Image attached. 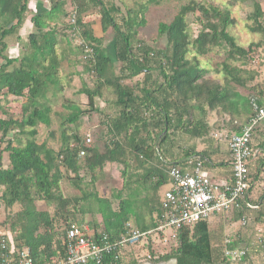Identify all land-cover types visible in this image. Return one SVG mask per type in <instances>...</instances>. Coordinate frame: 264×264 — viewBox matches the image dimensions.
<instances>
[{"label":"trees","instance_id":"16d2710c","mask_svg":"<svg viewBox=\"0 0 264 264\" xmlns=\"http://www.w3.org/2000/svg\"><path fill=\"white\" fill-rule=\"evenodd\" d=\"M28 1L0 0V87L5 88L6 93L15 97L23 95L26 97V103L22 108L23 115L20 119L0 118V141L9 134H20L25 138L24 143H20L18 140L19 143L16 145H13L8 139L4 146L9 164L7 167L0 165V188H2L0 205L4 204L7 212L14 204L20 205V209L14 215L11 213L10 222L7 224L9 229L18 230L14 238L15 248H28L36 264H45L64 256L65 250L61 238L67 228L76 225L71 220L68 221L69 223L63 229V235L56 239L57 232L54 222L58 213L57 208L66 209L69 205L74 207L72 201L78 202L82 199V197H75L71 200L64 197L60 191L61 179L70 173L77 177L83 170L93 173L91 179H94L92 177L95 169H101L105 162L115 161L127 165L129 157H134L140 166L150 161L153 156L157 157L161 166H154L148 171L153 170L160 177L164 174L162 168H168L171 164H185L189 157L198 156L205 165L208 157L204 154V150L200 152L184 151L186 156L176 157L169 152L170 150H165L160 145V142L162 143L167 139L168 129L174 120L173 116H175L173 112L180 115L178 111L179 98L184 102L181 104L183 112H188L187 103L191 99L198 100L201 109L203 108L201 105L204 103L210 109H214L219 106L215 101H222L227 98L226 89L220 88L218 84H211L202 80L205 69L199 66L196 55H204L214 46H226L228 57L235 55L244 57L248 56L250 51L251 54L256 51L250 48L245 49L236 44L234 36L227 30L228 26L233 23L228 8L221 9L216 5L204 4L194 0L181 4L169 22L158 23L157 32L165 35L167 47L165 51L155 53L154 50L144 44L133 45L132 38L136 35V27L143 23V20L136 21L128 14L122 18V24H120L116 22L114 17L115 13H119L117 5L112 3L106 5L102 0H89L94 6L99 7L101 30L106 31L108 27H112L114 31L112 50L110 48V51L113 52H108L105 46L100 45L101 38L94 36L88 24L82 19L81 14L86 9V1L71 0L75 4V12L78 15L75 18L76 26L79 28L78 32H81L84 40L88 41L86 42L88 45L91 46L92 42L95 43L94 46H91L93 48V60L86 58L87 61L91 62V67L86 68L85 71H93L98 82L94 89L85 87L81 89V92L87 96L91 109L98 111L99 108L94 106V98L102 96L103 88L113 86L116 97L109 101L106 99L105 102L110 108L109 112L117 113H113L111 119L108 120L107 131L111 142L110 145H105L103 150L100 151L93 144L85 146L83 138L80 146L62 141L58 148L54 149L46 141L40 143L36 141L38 133L36 125L38 123L50 124L49 113L51 108L46 101V92L51 86L56 87L59 84L58 69L61 60H64L63 52H59L58 55L56 51L57 36L55 29L48 28L46 31L43 29L47 26L46 20L51 19L52 15L59 11L63 4L60 0H51L53 3L48 10L37 11L32 15L31 21L35 32L29 34L28 44H23L22 54L12 58L5 54L8 45L4 39L12 34L17 35L18 29L26 17ZM253 5L254 10L250 18L255 21L258 17L264 16V11L258 1H253ZM195 11L199 12L198 20L201 28L194 38H190L186 16ZM72 31L75 32L73 26ZM79 45L84 55L83 45ZM191 52H194L192 56H190ZM158 53L161 54L159 67L163 81L156 88L151 89L145 86L141 89L143 95H138L135 94L133 86L129 87L120 83L123 79H132L141 73L144 74L142 83L150 80L153 59ZM251 54L249 55L250 58H252ZM258 54L260 53L258 52ZM114 60L122 64L120 68L121 77L113 78L107 75ZM225 70L232 75L233 81L243 84V81L236 76V72L234 74L231 72L234 69L225 66ZM138 82L137 80L136 84ZM234 95L239 100H229V104L233 106L231 112H237V105L240 104L243 110L251 109V113L250 99L257 95L262 96L259 93L250 97H243L237 93ZM143 112L158 115L159 118L156 120L155 126H161L159 134L156 136L160 140L155 141L152 137L149 138L150 131L146 132L144 136H139L140 127L137 123L142 119ZM76 118L77 115L74 114L68 121H76ZM145 124L146 122L143 121V125ZM198 126L195 125L193 130L189 128L186 130L194 136H203L206 132L205 126ZM259 126L260 124L257 127L259 128ZM237 129L239 131L238 124L234 131ZM74 137L79 141V138ZM91 146L92 148H90ZM80 149L90 151L83 160L78 157ZM156 151H158V155ZM255 161L249 164V188L246 192V199L253 204H257L259 201V198L251 199L249 196L254 179L260 177L259 167L257 164L255 165ZM252 166L253 168H251ZM251 169L253 173L250 172ZM122 173H125V170ZM147 174L148 176L151 175V173L146 172ZM164 181L162 179L157 184H163ZM87 196L97 203V211L100 213L103 222L101 230L106 232L112 240L117 239L131 217L129 201L121 200L118 210L113 211L110 208L109 199L99 197L96 192L85 193L84 197ZM39 201H44L47 204L56 203L58 207L51 215L47 208L39 209L37 206ZM261 210L260 206L254 209L233 210L237 211L235 212L236 217L228 214L224 217L231 219L233 217L236 221L245 213L248 220L247 224L242 225V227H253L252 243L260 252H264V244L256 240L254 229L255 222L261 221L264 217V212ZM66 212L68 213L67 209ZM252 218L254 219L252 220ZM154 226L155 223L151 225V227ZM148 228L150 227H141V229ZM210 231L208 220H201L191 228H183L179 234L177 249L159 256L155 261L161 262L175 258L176 264H224L223 262H241L250 259L248 247L239 245L243 241V237L238 236L237 241L230 239L226 244L223 242V248L220 252L222 262L217 263L213 255ZM237 247L245 249V254L239 260L233 261L225 256L224 250L226 248ZM116 264L137 263L135 260L126 262L123 258Z\"/></svg>","mask_w":264,"mask_h":264},{"label":"rangeland","instance_id":"374dc122","mask_svg":"<svg viewBox=\"0 0 264 264\" xmlns=\"http://www.w3.org/2000/svg\"><path fill=\"white\" fill-rule=\"evenodd\" d=\"M86 9L85 11L90 13L86 18L82 19L88 24L89 28L92 31V34L96 36L97 33L99 38H101V46H105L108 52L110 48L112 50V40L114 36V31L112 27H108L106 31L101 30L100 25V13L99 7L94 6L89 0H85ZM106 5L116 4L119 8V13H115L116 22L122 24V18L127 16L135 18L136 21L143 20L139 26L136 27V35L132 38L133 45L144 44L145 46L150 47L154 52L165 51L167 47L165 35L158 34L157 27L159 22H169L176 11L178 10L181 4L187 3L191 0H102ZM196 2L204 4H213L221 9L228 8L230 10V16L233 18V23L228 26V31L235 38L236 44L245 49H251L259 52L258 60L254 61L248 56H238L228 57L226 46H214L204 55H196L199 66L205 69V74L202 80H206L211 84H218L220 88L226 89L227 98L222 101H215L219 106L214 109H210L206 103L202 104V109L199 107V101L191 99L188 101V112H183L182 105L184 102L181 98L179 101V112L180 115L173 112V122L170 125L167 132V139L164 142H160V145L163 149L170 150L173 155L176 157H184V151L195 150L196 146L199 145V148H206L211 141H217L214 139L213 134L216 130L220 131L223 129V136L229 137L230 133L233 132L236 128L237 121L238 123L245 121L247 115L245 112L251 113V109L243 110L241 105H237V112L240 115H232L231 110L233 106L229 104V100H239L238 97H235L234 94H240L243 97H250L252 95H257L258 93L264 94V16L258 17L257 20L250 18L254 5L253 1H258L264 11V0H194ZM52 3V2H51ZM62 9L65 11L64 17H59L58 19H47V26L43 31L48 30V28H55V32H58L57 36V45L56 51H62L61 48L65 47L70 50L73 62L71 65H68L65 60H61L60 66L58 69V78L59 84L54 87L51 86L46 92L47 95V104L50 106L51 111L50 124L44 125L38 123L36 125L38 134L36 135L37 141H46L52 144V146L57 149L59 144L62 141H68L73 144L81 145L82 138L86 132H90L93 145L98 143V136L101 138L99 144L107 145V134L104 133V130H107L108 120L111 119L113 113L109 112L108 105L105 100L108 101L111 98H115V90L113 86L102 89V96L94 98V106L98 107V111L91 109V106L88 104L87 96L81 92V89L88 88L94 89L97 85V78L93 71H85L86 68L91 67V62L87 61L82 57L83 51L80 48L79 42H88L84 40L81 35V32H71L72 26L70 24L71 15L74 13L75 18L78 17L75 12V4L68 1H63ZM239 6V11L234 13V9ZM80 15V16H81ZM199 12H191L186 16L187 29L190 35V38H194L198 31L201 28V24L198 20ZM88 18V19H87ZM49 21V22H47ZM259 23V24H258ZM35 32V31H34ZM96 32V33H95ZM62 34V35H61ZM64 34V35H63ZM62 36V37H61ZM29 34L25 38H18L17 35L12 34L7 36L4 40L7 42V49L5 54L9 57H14L13 54L9 53V47L12 45L19 47V57L22 54L23 44H28ZM66 41V43H65ZM94 46L95 43L92 42ZM91 45V46H92ZM67 46V47H66ZM66 50V49H65ZM114 54V53H113ZM112 54V55H113ZM194 52H191L192 56ZM161 59V54L158 53L153 59V68L150 72V80L143 82L144 74L132 78V79H123L120 81L121 84L127 86H133L135 94L143 95L141 89L145 86H148L151 89L156 88L162 81V75L160 73L159 60ZM121 63L114 60L111 67L108 69V76L110 77H121ZM77 66H80L79 69H76ZM225 66H228L229 69H234L231 71L233 74L236 72L238 79L243 81V84L238 83L237 81L232 80V75L225 70ZM235 68L237 69L235 71ZM83 70V74L79 78L77 76L78 71ZM75 76L73 77V75ZM75 78V80H74ZM137 80L140 82H137ZM205 96V94H204ZM202 100V98H200ZM104 102V103H103ZM26 103V97L18 96L15 97L6 93L5 88L0 87V118H17L20 119L23 115V105ZM75 111V112H74ZM76 114V121L69 122L68 119ZM242 115V116H241ZM141 116V115H140ZM153 116V117H152ZM142 119L137 123L140 127V135L144 136L146 132L150 131L149 138L153 140H160L157 136L161 126H155L156 120L159 118L157 114H151V112H143L141 116ZM143 121L146 122L143 125ZM195 125H204V130H206L203 136H194L192 133H189L186 128L193 130ZM199 127V126H198ZM221 132V131H220ZM1 136V134H0ZM65 136V140H64ZM79 138V141L74 137ZM108 137V136H107ZM110 138V137H109ZM10 140L13 145H16L18 140L20 143H24L25 138L23 135H8L2 141H0V165L3 166L7 162V151L4 150L6 141ZM5 140V141H4ZM92 145V146H93ZM92 146L90 148H92ZM86 153L81 157L83 160L89 153L88 149L85 150ZM191 152V151H190ZM133 156V155H131ZM166 157L168 155L165 154ZM113 169L109 170V173L96 170L94 171V176L91 179V172L81 171L80 175L75 177L74 175L69 174L67 177H64L61 180L64 193H66V188L70 190L69 196L73 195L72 191L75 189V185L80 186V190L75 191L77 194L75 197H82L80 201L72 203L74 206L78 205L82 210H88L92 214L86 219L81 217L78 214L77 209H73V206L66 208H57V215L55 216L54 225L56 226L57 238H60L63 235V229L69 223L68 221L77 222L84 226H87L89 229L99 230L103 228L102 221L99 218L95 217L97 211V203L91 197H84L85 193L96 192L101 197L110 198L112 202L118 205L120 199L131 198L128 195L129 190H126V183H129L130 180H137L142 178L140 175L142 173L141 166L136 160L128 162L127 165L118 163L117 165L111 164ZM261 166V165H260ZM125 170V173H122ZM124 180L122 189L117 191V187L121 186V180ZM73 183H70V181ZM145 181V180H144ZM167 185H164L162 189L166 188ZM60 187V191L63 195V192ZM2 188H0V195ZM68 192V191H67ZM116 192H121V194L114 198ZM157 191L155 192L152 189L146 196L145 199L133 198L134 203L138 206L140 201L143 203L146 208L154 210L157 205ZM72 200L73 197H70ZM140 200V201H139ZM4 208V213L0 215V227H8L10 222L12 210L8 212L5 210L4 204H1ZM39 208H47L50 211V214L56 211V203L47 204L44 201L37 203ZM232 219L230 217H220L219 220L213 219L211 223V244L213 247L214 259L218 262H222V256L220 252L223 248V242L225 238L232 239L237 241L238 236L243 237V241L240 246H247L250 252V259L241 261V262H223L224 264H264V252H260L258 248L252 243L253 242V233L252 228L245 227L236 222L232 224ZM143 222L149 223L147 219L143 218ZM146 252L145 249L139 248L138 246L132 247L130 252H126L124 259L126 262L135 260L137 264H144L143 254ZM172 258L165 260L163 264H173L171 261ZM142 262V263H139ZM151 262V261H150ZM153 264H158L157 261H152Z\"/></svg>","mask_w":264,"mask_h":264},{"label":"built area","instance_id":"2783aa9c","mask_svg":"<svg viewBox=\"0 0 264 264\" xmlns=\"http://www.w3.org/2000/svg\"><path fill=\"white\" fill-rule=\"evenodd\" d=\"M70 24L75 32V14L71 15ZM83 58H92L93 48L85 42ZM258 60L256 51L251 54ZM93 60V58H92ZM252 113L239 131L231 132L228 142L231 156L232 178L229 182H218L211 179L203 170L201 158L189 157L184 165L171 164L167 169L168 187L161 194L160 212L156 225L148 229H140L126 222L121 235L112 240L102 231H88L77 225L66 229L62 237L64 256L45 264H116L123 260L125 253L132 247L144 248L142 262H150L163 254L173 252L179 245V234L185 227H192L201 220H208L214 213L230 214L233 210L254 209L257 206L246 199L249 188V164L257 159L258 150L252 145L251 138L256 127L264 120V103L258 98L250 99ZM223 132H214L213 137L220 139ZM85 146L93 143L90 132L83 137ZM84 149H80L78 157H83ZM264 181V166L259 173ZM248 217L243 213L241 225L247 224ZM256 240L264 244V217L254 225ZM229 238L225 239V243ZM148 247V248H147ZM225 256L230 260H239L244 248H226ZM108 260V261H106ZM139 262V263H142ZM0 264H36L28 248H15L5 238L0 239Z\"/></svg>","mask_w":264,"mask_h":264},{"label":"crops","instance_id":"0c3cea01","mask_svg":"<svg viewBox=\"0 0 264 264\" xmlns=\"http://www.w3.org/2000/svg\"><path fill=\"white\" fill-rule=\"evenodd\" d=\"M54 1H56V0H54ZM63 1L64 0H60L61 3H63ZM65 1L71 2V0H65ZM51 2H52L51 0H29L28 1L26 17H25L23 24L18 29L17 37L25 38L26 35L34 32V27H33L32 21H31L32 15L35 14L37 11L43 12L44 10H48L49 7L51 6ZM82 14H83L84 18H86L88 15H90V13H88L86 11H83ZM64 15H65V11L61 8L59 11L55 12L52 15L51 19H58L59 17L63 18ZM47 22H49V21H47ZM58 32H59V30H58ZM58 32H56V36H60ZM95 35L97 37L100 36L97 33ZM65 43H66V41H65ZM61 50L64 54V60L67 62L68 65H71V63L73 62V58L71 56L70 50L65 48V47L61 48ZM9 53L13 54L14 57H17V55L19 54V47L12 45L11 47H9ZM79 68H80V66H77L76 69H79ZM75 74L76 73H74L73 77L75 76ZM78 74H79V78H80L85 73L83 70H81V71L79 70L77 72V76H78ZM74 80H75V78H74ZM256 97L258 98V103H260V102H261L260 104L264 103V94L262 96L257 95ZM250 114L251 113H249V112L246 113L247 117H246L245 121H242L240 123L235 121V123L238 124V128H240L247 121ZM232 115L237 116L240 114H238V112H234V113H232ZM223 129H225V128H221L220 131L223 132ZM216 131H218V130H216ZM220 131H218V132H220ZM236 131H238V129ZM236 131H233V132H236ZM255 131L253 132V135L251 138V143L258 150L257 158L260 161L255 159L256 161L254 160L255 161L254 163H255V165L257 164V167H259L258 170L260 173L261 168L264 166V163H263L264 162V121L260 123L259 128L257 127ZM104 133L107 134V136H108V137L107 136L104 137V138L108 139L106 143H107V145H110V142H111V140H110L111 138L109 139L110 135L108 134L107 130H104ZM99 140H101V138L98 136V143L96 145L94 144V146H96L101 151L104 149L105 144L101 145V142L99 144ZM37 142L40 143L42 141H40V142L37 141ZM47 144L50 147L54 148L52 146V144H50L49 142H47ZM126 147H128V146H126ZM202 150H203V148H199V145H198V146H196L194 151L200 152ZM156 154L158 155V151H156ZM204 154L208 157L207 163L205 165H203V170L206 173V175H208L211 179L218 181V182H229L232 178V167H231V156H230L229 149H228L227 139L224 137H221L217 141H211L208 144V146H206V148H204ZM132 160H135V158L129 157L128 162H131ZM8 164H9V160L7 159V162L3 164V167H7ZM111 164L117 165V162L107 161L104 163V165L101 169H96V170H99V172L103 171L105 173H109V170L113 169V166ZM157 165L161 166L158 158L154 157V156L152 159H150V161H147V163H144L141 166L142 173L140 176L142 178L139 177V179H137V180H130L129 183H126V190H129L128 195L130 197H132V199L131 198H128V199L123 198V199L119 200V202L121 200L129 201V203H130L129 209H130L131 217H130L129 221H127V222H130L132 225H134L140 229L143 226H149L151 228V225L153 223H155V225H156L157 215L160 212L161 194H162L163 190L165 189V188L162 189V187L164 185H167V187H168L169 179H168V175H167V169H168L167 167H165V168L161 167L163 169V173H164L162 176L163 178L160 177V175L158 173H154L153 170L148 171L150 168L152 169L154 166L157 167ZM182 165H184V164H181V166ZM251 168H253V166ZM254 171H255V167H254ZM146 172L151 173V175L150 176H148V174L146 175ZM250 172L253 173V170L251 169ZM70 174L74 175L73 173H70ZM259 178L254 179L253 187L249 192V196L251 199L259 198L258 203L255 205L257 207L260 206V208H262L261 211L264 212V181L261 178H260L261 179L260 180ZM162 179L165 180L164 183L158 185L157 184L158 181H160ZM123 182L125 183V181L122 179L121 180V186L116 188L117 191L119 189L120 190L122 189ZM70 183H73V182L70 181ZM151 184H152V189H154V191L155 192L157 191V193H158V196H157L158 205L154 210L146 208L144 205V202L142 203L140 200H139L140 204L137 206L134 203V199H133V198H141V197H142L141 199H145L151 190ZM60 187L62 190L63 187H62L61 181H60ZM79 188H80V186L75 185V189L72 191L73 195H71V196H69L70 190L66 188V193H64V191L62 190L63 196L66 198H70V197L75 198V196L77 195V194H75L76 193L75 191L80 190ZM120 194H121V192H116V194H114L113 196L115 199H117V197ZM99 197H101V196H99ZM101 198H106V197H101ZM107 199L110 200V208L113 211L118 210L119 202H118V205L116 206V203L112 202L110 198H107ZM39 202H41V201H39ZM39 202H37V203H39ZM69 206H68V208H69ZM2 207L3 206L0 205V215L4 213V208H2ZM75 208L77 209L78 214H80L81 217H84L86 219H88L92 214L88 210H82L80 208V206H78V205L73 207V209H75ZM19 209H20V205L14 204L11 208L12 215H14ZM39 209H46V208H39ZM235 212H237V211H233L232 214L230 213L228 215L234 216L236 214ZM222 216H226V214L220 213V212L212 214L210 216V218L208 219L209 228L211 229L210 221H213V219L220 221V217H222ZM95 217L101 219V221H102V217L98 211H96ZM235 217H236V215H235ZM143 218L147 219V221L150 220V222L149 223L143 222ZM250 219H251V217H250ZM253 219L254 218H252V220ZM236 222H240V218H239V220L237 219L236 221L233 220L232 224H234ZM73 223H75L77 226H80L81 228H86L88 231L97 232V230L89 229L87 226L82 225L81 222L77 223L74 221ZM256 223H258V222H255V224ZM102 225H103V223H102ZM99 230H101V229H99ZM17 231L18 230H16V229L11 230L8 227H0V239L5 238L7 241H9V243L11 242V243H13V245H15L14 238L17 235ZM61 242H62V238H61ZM224 242H225V240H224Z\"/></svg>","mask_w":264,"mask_h":264},{"label":"water","instance_id":"95a60500","mask_svg":"<svg viewBox=\"0 0 264 264\" xmlns=\"http://www.w3.org/2000/svg\"><path fill=\"white\" fill-rule=\"evenodd\" d=\"M171 261L173 262V264H176V259L175 258H172ZM163 263H165V262L161 261L158 264H163ZM150 264H153V263H150Z\"/></svg>","mask_w":264,"mask_h":264},{"label":"clouds","instance_id":"9594fccd","mask_svg":"<svg viewBox=\"0 0 264 264\" xmlns=\"http://www.w3.org/2000/svg\"><path fill=\"white\" fill-rule=\"evenodd\" d=\"M239 11V6H237L236 9H234V13H237Z\"/></svg>","mask_w":264,"mask_h":264},{"label":"flooded vegetation","instance_id":"af4514ba","mask_svg":"<svg viewBox=\"0 0 264 264\" xmlns=\"http://www.w3.org/2000/svg\"><path fill=\"white\" fill-rule=\"evenodd\" d=\"M150 263H152V262H144V264H150Z\"/></svg>","mask_w":264,"mask_h":264}]
</instances>
